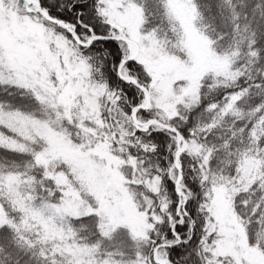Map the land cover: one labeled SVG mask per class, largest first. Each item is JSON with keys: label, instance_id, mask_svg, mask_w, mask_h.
I'll list each match as a JSON object with an SVG mask.
<instances>
[{"label": "snow or ice", "instance_id": "6c2138e0", "mask_svg": "<svg viewBox=\"0 0 264 264\" xmlns=\"http://www.w3.org/2000/svg\"><path fill=\"white\" fill-rule=\"evenodd\" d=\"M0 264H264V0H0Z\"/></svg>", "mask_w": 264, "mask_h": 264}]
</instances>
